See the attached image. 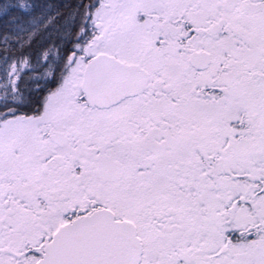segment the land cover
Listing matches in <instances>:
<instances>
[{
  "label": "snow or ice",
  "instance_id": "1",
  "mask_svg": "<svg viewBox=\"0 0 264 264\" xmlns=\"http://www.w3.org/2000/svg\"><path fill=\"white\" fill-rule=\"evenodd\" d=\"M0 264H264V0H0Z\"/></svg>",
  "mask_w": 264,
  "mask_h": 264
}]
</instances>
